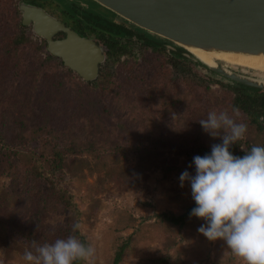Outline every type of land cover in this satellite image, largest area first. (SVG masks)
<instances>
[{
    "label": "rangeland",
    "instance_id": "obj_1",
    "mask_svg": "<svg viewBox=\"0 0 264 264\" xmlns=\"http://www.w3.org/2000/svg\"><path fill=\"white\" fill-rule=\"evenodd\" d=\"M54 1L68 14L75 4L131 28L93 0ZM19 20V0H0V264H28L26 250L67 238L61 230L72 224L95 248L94 264H112L126 240L118 264H242L222 239L197 231L202 218L177 226L158 216L195 202L179 177L195 175L194 145L222 143L199 120L210 111L233 116V85L179 50L147 45L131 28L138 36L122 38L124 51H107L100 64L103 88L50 55ZM237 110V122L247 124L242 148L263 145L264 130ZM62 148L70 149L55 173L68 209L47 191V162ZM28 165L45 178L33 179Z\"/></svg>",
    "mask_w": 264,
    "mask_h": 264
},
{
    "label": "water",
    "instance_id": "obj_2",
    "mask_svg": "<svg viewBox=\"0 0 264 264\" xmlns=\"http://www.w3.org/2000/svg\"><path fill=\"white\" fill-rule=\"evenodd\" d=\"M112 12L134 31L155 43L179 50L185 58L226 79L264 91V73L253 69L211 66L190 48L264 56V0H93ZM22 24L33 21V29L47 41L50 55L76 72L84 81L98 77L104 54L92 38L82 36L51 17L43 9L19 4ZM124 25V24H123ZM126 26V25H125ZM56 31L65 33L59 40ZM252 71V72H251Z\"/></svg>",
    "mask_w": 264,
    "mask_h": 264
},
{
    "label": "clouds",
    "instance_id": "obj_3",
    "mask_svg": "<svg viewBox=\"0 0 264 264\" xmlns=\"http://www.w3.org/2000/svg\"><path fill=\"white\" fill-rule=\"evenodd\" d=\"M226 111H210L199 120L202 129L222 143L213 144L211 153L194 156L195 175L185 170L180 187L188 181L196 206L190 217L205 223L197 231L209 241L222 239L242 264H264V147L253 146L242 157L234 156L230 146L245 139L247 124L237 122ZM79 225H73V230ZM35 243V242H34ZM95 248L85 245L75 235L26 250L28 264H94Z\"/></svg>",
    "mask_w": 264,
    "mask_h": 264
},
{
    "label": "trees",
    "instance_id": "obj_4",
    "mask_svg": "<svg viewBox=\"0 0 264 264\" xmlns=\"http://www.w3.org/2000/svg\"><path fill=\"white\" fill-rule=\"evenodd\" d=\"M111 38L114 39V37H111ZM111 38L110 40H112ZM139 38L140 40H143L147 45L153 43L155 46V42H153L148 37L139 35ZM115 44L114 45H110V43L108 44V47L111 49L110 51H112L110 53L111 55H113L114 52L124 51L123 47L125 44H120V42L117 39H115ZM101 71L103 72V69H100V73ZM96 81H98L99 84H101L103 88L108 87L109 82H108L106 73L104 75L101 74L96 79ZM228 87L232 90L234 94L232 98V105H234L235 108L241 110L249 118L250 123H254L259 130L261 131L264 130V91H261L256 88H251V87H248L242 84H238L236 86H231V87L228 86ZM241 143H242L241 140H239L230 146L229 151L234 156L242 157L247 152H249L253 146H255L249 142H243L245 143V147L242 148ZM195 146H197L196 155L204 156L205 154L211 153V146H204L202 143H197V145L193 146V149L195 148ZM261 147H264V144L261 145ZM69 149L70 148L68 149L62 148V150H55V152H53L51 158L47 162V171H46L52 174L50 187L47 188V191L50 192L51 195L56 194L59 197L56 200L58 204L60 203L63 205L64 209H68L71 206V201L69 197L65 196L64 190H61V188L57 186L58 174H56L55 172L59 171L62 167V161L64 160L63 152ZM8 164L10 165V166L9 165L7 166L8 170L12 172L11 173L7 172V173L10 174L9 176H11L13 180H15L13 177V175H15V173L13 172L14 169L12 168V165L10 163ZM3 167H4L3 160L0 159V169L3 170ZM27 170L30 173H34L36 178H33V179L40 180V179L45 178V176L42 174L43 168L38 170L37 166L28 165ZM27 190H29V188ZM37 199L38 201H42L46 203L43 199H40V198H37ZM195 206L196 204L195 202H193L192 204L188 205L181 213L176 214L170 211H165V212L158 213V216L162 220H165L177 226H181L185 223L186 219L190 216L189 214L191 212V209H193ZM73 225H76V224H72L71 226H68V227L65 226L61 230L62 233L63 232L64 233L60 237H63L65 235H75L81 242H83L85 245H88L86 239L84 238L82 234L79 233L78 229H76L75 231L73 230ZM127 246H128V240H126L125 242H123L122 244L118 246L115 252V256L113 258L112 264H118L121 261L124 250L126 249ZM83 262L84 261H76L74 262V264H83Z\"/></svg>",
    "mask_w": 264,
    "mask_h": 264
},
{
    "label": "flooded vegetation",
    "instance_id": "obj_5",
    "mask_svg": "<svg viewBox=\"0 0 264 264\" xmlns=\"http://www.w3.org/2000/svg\"><path fill=\"white\" fill-rule=\"evenodd\" d=\"M24 3L29 6H35L43 9L48 15L51 17L63 22L65 25L69 26L71 29L76 31L78 34L82 36H86L88 38H92L94 42L102 48L100 45L103 44L105 49L103 50L104 56L107 51L111 49L108 47V44L114 45L115 39L119 42L122 41V38H129L131 36H138L131 28L117 23L113 20H109L103 17H100L96 14L87 13L85 9L82 7H78L73 4L72 9L75 10V14H68L58 8V4L54 0H19V4ZM20 26L24 29L26 26L30 27L33 35L39 38V45L47 48L48 41L39 36L33 29V21H29L28 23L22 24V10H20ZM59 12L60 17L55 13ZM87 14V15H86ZM23 33V32H22ZM25 37H31L32 34H28L24 32ZM30 35V36H29ZM65 37V33L61 31H56L52 34L51 38L54 40H59ZM111 37H114L112 39ZM110 38L112 40H110ZM100 42V43H99ZM116 45V44H115ZM59 59L56 56H53Z\"/></svg>",
    "mask_w": 264,
    "mask_h": 264
},
{
    "label": "bare ground",
    "instance_id": "obj_6",
    "mask_svg": "<svg viewBox=\"0 0 264 264\" xmlns=\"http://www.w3.org/2000/svg\"><path fill=\"white\" fill-rule=\"evenodd\" d=\"M190 50L203 62L214 66L219 62L224 68H235L239 66L246 71L253 69L259 73H264V56L262 55H247L233 52H215L204 51L201 49L190 48Z\"/></svg>",
    "mask_w": 264,
    "mask_h": 264
}]
</instances>
